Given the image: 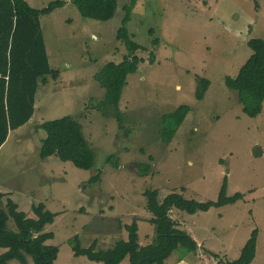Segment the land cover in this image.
<instances>
[{"label": "rangeland", "instance_id": "obj_1", "mask_svg": "<svg viewBox=\"0 0 264 264\" xmlns=\"http://www.w3.org/2000/svg\"><path fill=\"white\" fill-rule=\"evenodd\" d=\"M57 1L66 6L40 21L50 65L60 76L40 85L33 119L12 132L0 149L5 203L10 200L19 210L43 204L49 212H59L48 226L55 235L48 244L60 250L56 264H95L76 258L69 240L79 236L83 248L96 243L97 252H107L127 239L126 232L117 233L120 226L137 219L142 245L152 243L146 191L157 190L161 201L177 193L186 200L216 202L227 180V195L241 194L242 201L193 216L179 213L192 236L204 242L200 253L209 260L198 264L237 261L254 231L259 236L252 264H264V109L258 118H248L237 93L225 84L252 56L248 43L264 40V0L139 2L128 30L142 48L136 55L144 63L129 76L122 95L124 129L113 110L105 116L97 108L106 91L96 75L129 55L116 39L128 0H119L115 18L107 23L82 18L74 0L28 3L41 10ZM200 79L211 82L203 101L196 99ZM183 105L191 113L166 145L161 121ZM67 117L83 126L95 153L90 171L55 157L41 159L43 134L36 128ZM141 164L150 166L148 176L141 174ZM98 175L101 182L92 183ZM27 215L34 218L33 212ZM4 252L0 248V255ZM177 257L175 253L169 263ZM189 257L198 261L197 255Z\"/></svg>", "mask_w": 264, "mask_h": 264}, {"label": "trees", "instance_id": "obj_2", "mask_svg": "<svg viewBox=\"0 0 264 264\" xmlns=\"http://www.w3.org/2000/svg\"><path fill=\"white\" fill-rule=\"evenodd\" d=\"M141 1L128 0L123 7L125 16L122 26L117 32V41L125 44L129 55L120 64H107L96 75V81L106 91L104 102L96 107L105 110V116L110 114L109 109L113 110L114 118L122 129V95L128 86L129 76L137 74L140 64L144 63L136 55L142 48L135 43L128 30L133 12ZM73 4L82 18L102 23L112 21L119 9V0H74ZM65 6L66 2L57 1L36 10L27 0H0V149L12 132L23 128L33 119L40 85H48L50 79L57 81L60 76L50 65L40 19ZM153 45L157 48L159 41L155 40ZM248 47L252 56L237 77L226 78L225 84L230 91L237 93L245 116L256 119L264 109V40L252 39ZM155 60L156 55L152 53L150 62L154 63ZM210 86L211 82L207 79L198 81L197 101L204 100ZM190 113L191 107L183 105L174 113L164 116L161 121L164 144L173 141ZM36 129L43 134L40 149L42 160L55 157L63 163L73 164L79 170L90 171L94 168L95 153L83 126L73 118L47 122ZM140 168L144 177L151 173L149 165L141 164ZM98 181L101 182L100 175L91 180L92 183ZM227 189L226 180L218 200L206 203L186 200L177 193L161 201L157 190L146 191V209L152 216L148 222L155 232L150 245L141 246L137 219L120 226L119 230L126 231L128 239L116 243L107 252H97L96 243L83 248L79 236L68 243L76 258H86L96 264H165L175 253L180 259H185L188 255L196 254L199 246L189 232L180 229L174 215L207 213L243 200L241 194L229 197ZM4 200L5 194L0 189V248L5 250L0 255V264L12 261L29 264V258L33 264H56L60 250L48 244L55 239V235L47 232V227L55 222L57 214L40 204L32 207L34 218H29L15 203L10 200L5 203ZM258 236V231H254L240 258L225 264H252L257 256Z\"/></svg>", "mask_w": 264, "mask_h": 264}, {"label": "crops", "instance_id": "obj_3", "mask_svg": "<svg viewBox=\"0 0 264 264\" xmlns=\"http://www.w3.org/2000/svg\"><path fill=\"white\" fill-rule=\"evenodd\" d=\"M27 2H29V0H27ZM43 34H44V32H43ZM44 38H46L45 37V34H44ZM46 42V41H45ZM47 46V45H46ZM5 199H6V196H5ZM46 204L49 206V204H48V202H46ZM33 207V206H32ZM32 207L29 209V210H22L21 208H20V211L21 212H24L25 214H28V213H30V212H32ZM54 213H56L57 214V217H58V215H59V212H54ZM174 218H175V220H177V222H178V224H179V226H180V229H182V230H186L187 232H189V230H187V228H186V224H185V220H184V218L182 217V216H180V214L179 215H174ZM55 223V222H54ZM50 227V226H49ZM49 227H47V232H49ZM123 231L121 230H119L118 229V231H117V233H122ZM124 232H126V231H124ZM190 234H191V232H189ZM127 234V233H126ZM139 234H140V230H139ZM191 236H192V234H191ZM193 237V236H192ZM150 238V237H149ZM194 238V237H193ZM127 239H128V237H127ZM127 239H125L124 241H126ZM55 240V239H54ZM53 240V241H54ZM194 240L197 242V244H198V246H199V250H198V252L196 253V254H192V255H195V257H196V255H197V260L198 261H196L195 259H192V260H190V261H188L189 259H190V257H189V255L187 256V258H185V259H180V257H177L176 258V263H169V261H170V259L169 260H167L166 261V263L165 264H198V262L200 261L201 263L202 262H205V260L206 259H204L207 255L206 254H201L200 253V251L202 250V244L204 243H201V242H199L196 238H194ZM153 241V240H152ZM51 243H52V241H50ZM49 242V243H50ZM140 244H141V246H147V245H150L151 243H148V244H146V245H142V242H141V237H140ZM173 260V259H172ZM186 261H188L187 263H186ZM96 264V263H95Z\"/></svg>", "mask_w": 264, "mask_h": 264}, {"label": "clouds", "instance_id": "obj_4", "mask_svg": "<svg viewBox=\"0 0 264 264\" xmlns=\"http://www.w3.org/2000/svg\"><path fill=\"white\" fill-rule=\"evenodd\" d=\"M206 260H209V259H206ZM206 260H205V261H206ZM212 261L214 262V264H218V262L215 261L214 259H213Z\"/></svg>", "mask_w": 264, "mask_h": 264}, {"label": "built area", "instance_id": "obj_5", "mask_svg": "<svg viewBox=\"0 0 264 264\" xmlns=\"http://www.w3.org/2000/svg\"><path fill=\"white\" fill-rule=\"evenodd\" d=\"M204 259H207L206 257Z\"/></svg>", "mask_w": 264, "mask_h": 264}]
</instances>
